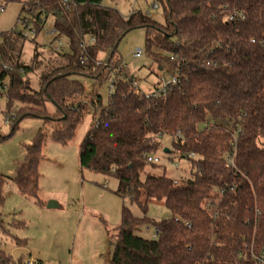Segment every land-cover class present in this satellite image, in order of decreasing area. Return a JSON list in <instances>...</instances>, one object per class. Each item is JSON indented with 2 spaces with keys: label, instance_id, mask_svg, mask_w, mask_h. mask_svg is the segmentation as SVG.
Instances as JSON below:
<instances>
[{
  "label": "trees",
  "instance_id": "obj_1",
  "mask_svg": "<svg viewBox=\"0 0 264 264\" xmlns=\"http://www.w3.org/2000/svg\"><path fill=\"white\" fill-rule=\"evenodd\" d=\"M155 1L163 22L142 11L123 16L104 0H69L68 7L63 0H28L22 12L29 16L21 18L35 30L34 45L47 24L43 18L54 9L57 39L66 40L67 51L55 50L41 89L34 91L26 75L34 71L40 47L27 67L21 63L24 32L1 35L0 87L7 86L8 104L18 101L24 112L10 121L11 134L30 116L50 125L52 139L65 145L75 138L83 115L94 112L80 146V166L116 179V195L143 214L136 217L123 207L111 264H259L252 256L264 251V0ZM137 29L146 33L145 56L168 78H177L164 96L138 95L135 75L118 57L120 43ZM73 76L99 86L112 80L108 104ZM48 102L56 107L53 115L46 111ZM164 136L190 165L180 179L146 173L157 166L147 158ZM8 138L0 131V144ZM46 140L39 132L16 168L12 181L25 198L40 200ZM232 154L235 167L228 168ZM5 185L0 176V229L6 234ZM151 201L162 202L171 217L149 218ZM148 224H155L156 239L138 235ZM5 255L0 248V264L14 263Z\"/></svg>",
  "mask_w": 264,
  "mask_h": 264
},
{
  "label": "rangeland",
  "instance_id": "obj_2",
  "mask_svg": "<svg viewBox=\"0 0 264 264\" xmlns=\"http://www.w3.org/2000/svg\"><path fill=\"white\" fill-rule=\"evenodd\" d=\"M28 0L6 3L0 0L4 12L0 14L1 35L13 30L23 31L19 19L29 16L22 12ZM155 0H104L107 7L117 9L123 16L133 11L151 14L158 22H163L161 5L154 8ZM54 26L50 18L45 30ZM16 32V31H15ZM44 32V30H43ZM31 35L24 41L21 63L32 66L35 59V46L40 47V56L36 59L34 71L26 75L28 84L34 91L41 89L42 77L47 72V66L56 56V43L53 38L41 34L34 45ZM146 33L142 29L133 30L123 39L118 47V57L127 64L130 72L135 75L140 88L144 92L154 89L161 80L168 81L164 73L145 55L134 58L133 54L142 48L146 49ZM66 47V40H62ZM51 44V45H50ZM36 48V49H35ZM64 51H67L64 48ZM107 63H103L105 65ZM9 67V66H8ZM8 67L6 69H8ZM90 94L96 90L101 96L104 106L108 104L112 80L103 85H96L94 80L83 76H73ZM7 84V82L5 83ZM23 105L16 101L8 104L6 91L0 87V131L9 138L0 144V176L6 179V203L3 210L5 231L0 229V248L14 263L9 264H111L113 253V238L122 222V210L129 207L136 217H142V211L136 204L116 195L118 182L116 179L96 173L80 166V146L87 135L93 121L94 112L83 115L76 136L67 144H60L52 139L53 131L50 125H45L39 118L27 116L22 120L14 133L11 134V122L21 112ZM49 115L56 113L53 103L46 104ZM7 121H9L7 123ZM204 125L200 126V129ZM39 132L46 136L42 150V160L39 165V201L25 198L13 184L16 168L27 154V147ZM173 139L164 136L160 140V148L152 157L159 158L161 164L155 168L148 166L146 173L155 175L166 174L173 179H180L189 174L190 165L179 158L173 151ZM166 150H169L166 153ZM145 175V174H144ZM50 202H56L59 207L49 209ZM148 217L159 222L171 217V212L162 202L149 203ZM149 229V231L147 230ZM157 228L155 224L141 227L138 235L153 239ZM4 257V255H3Z\"/></svg>",
  "mask_w": 264,
  "mask_h": 264
},
{
  "label": "built area",
  "instance_id": "obj_3",
  "mask_svg": "<svg viewBox=\"0 0 264 264\" xmlns=\"http://www.w3.org/2000/svg\"><path fill=\"white\" fill-rule=\"evenodd\" d=\"M68 1H69V0H63V4H64L65 6H67V7H68ZM153 7H154V8H158V5H157V4H154ZM4 11H5V10H4V7H0V14L3 13ZM57 15H58V12H57L56 10H54V9H51V10L49 11V16H48L47 18H43V21H44L45 23H47L48 20H49L50 18H55ZM147 15H148L149 17L151 16V14H149V13H148ZM19 22H20V24H21L22 27H23V32H24V34H25L26 37H29L30 34H31V35H34V34H35V30H34L33 26L29 23V21H28L27 19H23V18H21V19H19ZM45 29H46V28H45ZM45 29H44V32H43V33H45V37H46V39H47V37H51V38H53V41H55V43H56V50H57V51H63L64 48H65V47H64V43H63L62 40L57 39V37H58V35H59V32H58V30L55 28V26H53V28L50 29V30H45ZM144 55H145V52H144V50H143L142 48H139V49L133 54L134 58H136V59H140V58H142ZM99 65H102V62L99 63ZM105 65L107 66L108 64H105ZM124 67H128L127 64H124ZM21 73H22V74H26V70H25V69H21ZM176 84H177V78H176V77H173V78L169 79L168 81L161 80V83H160L157 87H154L153 90H151V91H149V92H144V91L140 88L137 79H134L133 82H132V85L135 87L136 93H137L138 95H140V94H144L146 97H150V96H160V95L164 96V95L167 93L168 89H169L170 87H172L173 85H176ZM1 88L3 89L4 92L7 90V86H6V85L3 86V87H1ZM113 91H114V85H113V83H112V84H111V87H110V93H112ZM8 122H9V121H7V123H8ZM236 143H237V136L235 135L234 138H233V140L231 141V146H232L233 148H235V147H236ZM194 157H195V155H190V158H194ZM234 160H235V157H234V154H232V155L228 158V162H227V167H228V168H233V167H235V165H234ZM147 161H148L149 163H154V164H156V165L161 164V160H160L159 158L152 157V155L149 156V157L147 158ZM147 230L149 231L148 228H147ZM157 236H158V230H156V232L153 234L152 237H153V239H156ZM252 257L255 258V259H257V261H258L259 264H264V251L262 252V255H261V256L258 257V256L253 255ZM28 264H37V263L34 262V263H28Z\"/></svg>",
  "mask_w": 264,
  "mask_h": 264
},
{
  "label": "water",
  "instance_id": "obj_4",
  "mask_svg": "<svg viewBox=\"0 0 264 264\" xmlns=\"http://www.w3.org/2000/svg\"><path fill=\"white\" fill-rule=\"evenodd\" d=\"M168 152H169V150H166V153H168ZM58 207H59V205L56 202H50L48 205L49 209H56Z\"/></svg>",
  "mask_w": 264,
  "mask_h": 264
},
{
  "label": "crops",
  "instance_id": "obj_5",
  "mask_svg": "<svg viewBox=\"0 0 264 264\" xmlns=\"http://www.w3.org/2000/svg\"><path fill=\"white\" fill-rule=\"evenodd\" d=\"M128 16V15H127Z\"/></svg>",
  "mask_w": 264,
  "mask_h": 264
}]
</instances>
